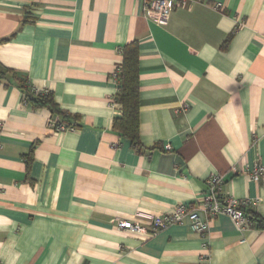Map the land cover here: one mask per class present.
Wrapping results in <instances>:
<instances>
[{"label":"crops","instance_id":"0c3cea01","mask_svg":"<svg viewBox=\"0 0 264 264\" xmlns=\"http://www.w3.org/2000/svg\"><path fill=\"white\" fill-rule=\"evenodd\" d=\"M131 44L141 151L113 130ZM0 74V264H264V0H196L166 26L141 0H0ZM23 81L74 129L54 133ZM213 175L258 224L116 227L201 200Z\"/></svg>","mask_w":264,"mask_h":264},{"label":"built area","instance_id":"2783aa9c","mask_svg":"<svg viewBox=\"0 0 264 264\" xmlns=\"http://www.w3.org/2000/svg\"><path fill=\"white\" fill-rule=\"evenodd\" d=\"M194 1L196 0H141L146 17L159 26H166L173 11L178 8H185ZM1 126L0 124V128ZM49 128L54 133H61L74 129V127H68L64 123L58 122L56 119H50ZM166 150H170V147L167 146ZM233 172L237 173L238 170L234 168ZM249 173L254 182H260L264 173V168L255 165ZM223 184L224 178L222 176L213 175L206 181L208 191L203 195L201 200L190 205H178L176 209L169 214L154 216L151 218L149 226H142L131 221L119 220L116 222V227L130 234L151 237L171 226L184 225L187 223L194 233L204 238L209 231L211 221L219 216H227L235 223L240 231H243L252 224L251 220L244 212V209L249 208L251 203L249 201H239L223 195ZM202 215L205 216L204 220L202 219ZM206 257L208 258V256Z\"/></svg>","mask_w":264,"mask_h":264},{"label":"trees","instance_id":"16d2710c","mask_svg":"<svg viewBox=\"0 0 264 264\" xmlns=\"http://www.w3.org/2000/svg\"><path fill=\"white\" fill-rule=\"evenodd\" d=\"M6 40L1 41L4 43ZM123 60L116 72L118 90L114 97V103L121 109L120 117L113 121V130L128 139L137 151H141L140 143V122H139V52L136 44L126 46L122 50ZM0 74V79H1ZM21 91L25 102L34 109L48 110L60 123L71 126L63 113L59 111L53 101L51 93L48 91L39 93L28 85V81H23ZM31 158V155L29 159ZM29 159L27 162L29 163ZM245 214L251 222L258 224V219L250 208L244 209ZM260 226V225H259Z\"/></svg>","mask_w":264,"mask_h":264}]
</instances>
